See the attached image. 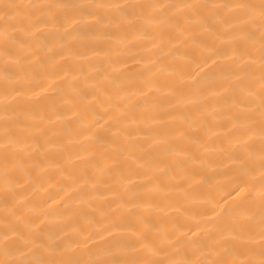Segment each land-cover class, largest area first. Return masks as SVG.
I'll return each mask as SVG.
<instances>
[{
  "label": "bare ground",
  "instance_id": "bare-ground-1",
  "mask_svg": "<svg viewBox=\"0 0 264 264\" xmlns=\"http://www.w3.org/2000/svg\"><path fill=\"white\" fill-rule=\"evenodd\" d=\"M0 264H264V0H0Z\"/></svg>",
  "mask_w": 264,
  "mask_h": 264
}]
</instances>
